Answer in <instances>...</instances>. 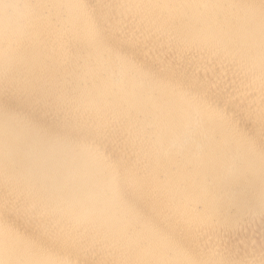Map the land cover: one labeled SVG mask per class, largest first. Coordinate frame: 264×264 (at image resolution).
Instances as JSON below:
<instances>
[{"label": "bare ground", "instance_id": "obj_1", "mask_svg": "<svg viewBox=\"0 0 264 264\" xmlns=\"http://www.w3.org/2000/svg\"><path fill=\"white\" fill-rule=\"evenodd\" d=\"M0 264H264V0H0Z\"/></svg>", "mask_w": 264, "mask_h": 264}]
</instances>
